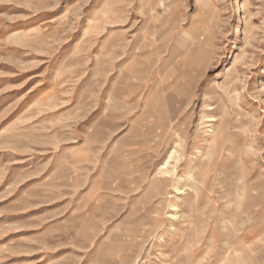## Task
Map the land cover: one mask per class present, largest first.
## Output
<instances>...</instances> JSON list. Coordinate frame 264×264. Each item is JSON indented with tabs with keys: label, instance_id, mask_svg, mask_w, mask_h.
I'll return each mask as SVG.
<instances>
[{
	"label": "rangeland",
	"instance_id": "obj_1",
	"mask_svg": "<svg viewBox=\"0 0 264 264\" xmlns=\"http://www.w3.org/2000/svg\"><path fill=\"white\" fill-rule=\"evenodd\" d=\"M0 264H264V0H0Z\"/></svg>",
	"mask_w": 264,
	"mask_h": 264
},
{
	"label": "bare ground",
	"instance_id": "obj_2",
	"mask_svg": "<svg viewBox=\"0 0 264 264\" xmlns=\"http://www.w3.org/2000/svg\"><path fill=\"white\" fill-rule=\"evenodd\" d=\"M173 153L174 152H172L168 156V158L162 163L161 167L159 168V174H160V176H164L165 177V176H169V175L172 174L173 169H172V171H169V170H167V167L169 165L170 160L173 158ZM176 190L179 192V194L181 193V191H180L179 188H176Z\"/></svg>",
	"mask_w": 264,
	"mask_h": 264
}]
</instances>
